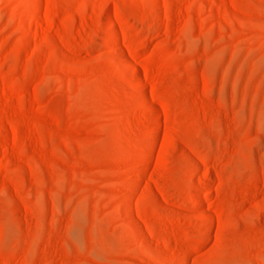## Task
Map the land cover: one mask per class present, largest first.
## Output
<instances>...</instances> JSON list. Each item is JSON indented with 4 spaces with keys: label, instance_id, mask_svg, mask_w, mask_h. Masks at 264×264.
Returning a JSON list of instances; mask_svg holds the SVG:
<instances>
[{
    "label": "rangeland",
    "instance_id": "rangeland-1",
    "mask_svg": "<svg viewBox=\"0 0 264 264\" xmlns=\"http://www.w3.org/2000/svg\"><path fill=\"white\" fill-rule=\"evenodd\" d=\"M0 264H264V0H0Z\"/></svg>",
    "mask_w": 264,
    "mask_h": 264
}]
</instances>
